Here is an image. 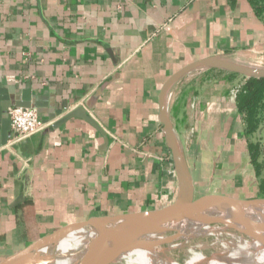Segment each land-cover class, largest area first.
<instances>
[{"label":"crops","instance_id":"0c3cea01","mask_svg":"<svg viewBox=\"0 0 264 264\" xmlns=\"http://www.w3.org/2000/svg\"><path fill=\"white\" fill-rule=\"evenodd\" d=\"M211 55L262 65L264 19L250 0H0V90L28 88L62 109L0 146V255L70 222L172 203L178 178L159 92ZM239 77L194 70L169 93L196 196H264Z\"/></svg>","mask_w":264,"mask_h":264},{"label":"water","instance_id":"95a60500","mask_svg":"<svg viewBox=\"0 0 264 264\" xmlns=\"http://www.w3.org/2000/svg\"><path fill=\"white\" fill-rule=\"evenodd\" d=\"M205 69H219L246 78L264 77L262 65L211 55L186 64L165 81L159 92V117L178 178V194L172 203L144 211L92 216L67 223L14 253L0 255V264H110L135 249L164 252L167 245L186 239L172 229L175 221L217 225L264 247V235L258 226L243 219L249 210L264 209V196L244 199L222 194L195 195L185 150L169 114L168 97L177 81L194 70ZM12 106L36 107L40 116L51 114L50 119L62 113V109L49 108L46 101L33 96L28 88L0 90V146L6 144L12 134L10 120L5 117ZM76 113L68 114L60 123ZM95 230L101 234L98 238L85 241L78 247L63 249L60 246L72 234Z\"/></svg>","mask_w":264,"mask_h":264},{"label":"bare ground","instance_id":"6f19581e","mask_svg":"<svg viewBox=\"0 0 264 264\" xmlns=\"http://www.w3.org/2000/svg\"><path fill=\"white\" fill-rule=\"evenodd\" d=\"M243 219L249 224L258 226L259 232L264 235V209L249 210L244 214ZM172 229L178 230L176 233L186 237L185 240L202 233L217 232L226 234L232 237V241L236 242V245L231 248L224 246L222 251L213 255L211 254L212 256L209 257L201 252H191L190 258L185 263L175 261L167 252L158 249L147 251L135 249L117 258L115 261L124 258L126 264H264V247L248 240L237 232H228L229 230L227 229L207 223H184L180 221H175ZM100 235L98 230L77 232L63 240L60 246L63 249L73 246L78 247L85 241L98 238ZM178 245L181 244H174L172 246L177 247Z\"/></svg>","mask_w":264,"mask_h":264},{"label":"trees","instance_id":"16d2710c","mask_svg":"<svg viewBox=\"0 0 264 264\" xmlns=\"http://www.w3.org/2000/svg\"><path fill=\"white\" fill-rule=\"evenodd\" d=\"M250 2L256 14L264 19V0H250ZM236 101L239 111L244 114L245 133L249 138L248 147L251 159L260 177L261 188L264 189V146L258 132L259 128L264 125V77L246 78L237 93Z\"/></svg>","mask_w":264,"mask_h":264},{"label":"rangeland","instance_id":"374dc122","mask_svg":"<svg viewBox=\"0 0 264 264\" xmlns=\"http://www.w3.org/2000/svg\"><path fill=\"white\" fill-rule=\"evenodd\" d=\"M262 65L264 66V61H263ZM239 78H240V80L237 82L238 85L234 89L236 98H237V93H238L241 85L246 80V77H244L242 75H240ZM243 118H244V114H243ZM244 126H245V121H244ZM263 128H264V125L259 128V131L262 130ZM260 140H261V138H260ZM262 144L264 146L263 142H262ZM263 157H264V154H263ZM263 176H264V167H263ZM213 226H216V225H213ZM227 230H229V229H227ZM174 231L178 232V230H176V229H174ZM228 232H235V231L229 230ZM174 244H181V245H178L177 247H173L172 245H174ZM235 245H236V242L232 241L231 236H228L226 234H220L217 232H211V233L196 234V235L188 238V240H185V239L176 240L174 243H171V244L166 246L167 248H166L165 252H167V254H169L175 261H177L179 263H185L187 261V259L190 258L191 252L192 253L193 252H201L205 256L209 257V256H212L213 254H215L217 252L222 251V249H224V246L231 248L232 246H235ZM110 264H126V263H125V259L122 258V259L114 261Z\"/></svg>","mask_w":264,"mask_h":264},{"label":"built area","instance_id":"2783aa9c","mask_svg":"<svg viewBox=\"0 0 264 264\" xmlns=\"http://www.w3.org/2000/svg\"><path fill=\"white\" fill-rule=\"evenodd\" d=\"M8 118L12 134L7 142L11 145L31 137L48 125L36 107L12 106L8 110Z\"/></svg>","mask_w":264,"mask_h":264}]
</instances>
